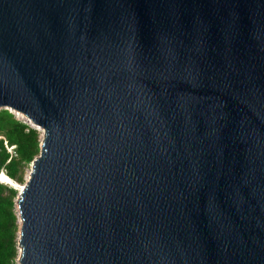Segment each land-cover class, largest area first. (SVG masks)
I'll return each instance as SVG.
<instances>
[{"label": "water", "instance_id": "obj_1", "mask_svg": "<svg viewBox=\"0 0 264 264\" xmlns=\"http://www.w3.org/2000/svg\"><path fill=\"white\" fill-rule=\"evenodd\" d=\"M0 109L17 264H264V0H0Z\"/></svg>", "mask_w": 264, "mask_h": 264}, {"label": "trees", "instance_id": "obj_2", "mask_svg": "<svg viewBox=\"0 0 264 264\" xmlns=\"http://www.w3.org/2000/svg\"><path fill=\"white\" fill-rule=\"evenodd\" d=\"M40 131L22 122L9 110L0 109V264H17L18 218L15 200L25 182V171L39 154ZM9 179V180H8ZM14 182V183H12Z\"/></svg>", "mask_w": 264, "mask_h": 264}, {"label": "rangeland", "instance_id": "obj_3", "mask_svg": "<svg viewBox=\"0 0 264 264\" xmlns=\"http://www.w3.org/2000/svg\"><path fill=\"white\" fill-rule=\"evenodd\" d=\"M14 115H15V117H17L16 114H14ZM17 118H18L19 120H21L22 122L27 123L26 120H24V119H22V118H19V117H17ZM29 171H30V166L26 168L25 176L28 174ZM18 253H19V252H18Z\"/></svg>", "mask_w": 264, "mask_h": 264}, {"label": "bare ground", "instance_id": "obj_4", "mask_svg": "<svg viewBox=\"0 0 264 264\" xmlns=\"http://www.w3.org/2000/svg\"><path fill=\"white\" fill-rule=\"evenodd\" d=\"M15 114H16L17 117L24 119L23 116H22L21 114H19V113H15ZM26 121H27V122H30V121H28L27 119H26ZM0 181L4 182V176H3V175H0Z\"/></svg>", "mask_w": 264, "mask_h": 264}]
</instances>
